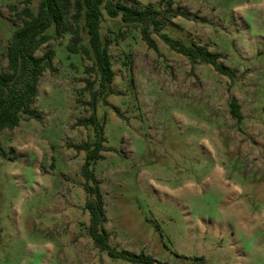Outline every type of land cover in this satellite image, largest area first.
Masks as SVG:
<instances>
[{"label":"rangeland","instance_id":"obj_1","mask_svg":"<svg viewBox=\"0 0 264 264\" xmlns=\"http://www.w3.org/2000/svg\"><path fill=\"white\" fill-rule=\"evenodd\" d=\"M20 2L0 0V71ZM135 2L185 13L161 33L218 54L234 78L192 66L155 34L157 51L149 49L138 26L104 10L99 34L114 73L106 89L92 57L69 53L71 35L44 44L35 56L52 50L55 71L37 85L41 120L0 133V264H133L96 249L87 232L86 154L67 144L93 141L91 127L76 126L91 115L92 94L106 138L92 168L115 251L152 264H264V0Z\"/></svg>","mask_w":264,"mask_h":264},{"label":"trees","instance_id":"obj_2","mask_svg":"<svg viewBox=\"0 0 264 264\" xmlns=\"http://www.w3.org/2000/svg\"><path fill=\"white\" fill-rule=\"evenodd\" d=\"M33 1L21 0L20 2L23 6L21 12L17 14L20 26L15 27L6 47V69L0 71V133L14 130L23 118L41 120L32 106L35 103L39 79L44 72L55 71L54 52L49 50L38 57L35 54L51 39L71 35L67 46L69 53L93 58L92 71L98 74L102 89H106L112 83L114 73L108 53L109 41H102L99 34L102 10L110 18L120 16L124 26H138L142 41L151 50L157 51L156 43L151 38V35L155 34L169 50L186 58L192 66L203 63L210 65L217 74L231 80L235 76L234 71L217 63L220 59L218 54L209 53L204 47L194 44L187 46L183 41L171 39L161 33L163 21H168V18L187 19L188 16L183 12L168 10L170 15L166 16L152 5L142 9L136 7L135 0H125L126 3H133L131 6L114 4L109 0H38L36 12H33L30 8ZM159 17H162V20H159ZM14 24H16L15 21ZM52 25L55 27V34H46L45 32ZM83 34H86L88 46L82 43ZM92 96V101L88 103L91 115L78 120L76 126L91 127L93 141L78 145L67 144L69 149L86 154L80 175L85 182L84 192L87 195L84 210L89 217L88 236L94 247L105 252L110 258L123 259L133 264H152L153 260L143 253L136 255L117 252L109 244L108 234L103 227L107 222L103 198L92 168L96 162L103 159L102 153L105 152L103 146L106 143L105 121L99 123L95 113L97 102L95 95L92 94ZM228 111L233 120L238 122L242 120L240 106L234 99L230 100Z\"/></svg>","mask_w":264,"mask_h":264},{"label":"flooded vegetation","instance_id":"obj_3","mask_svg":"<svg viewBox=\"0 0 264 264\" xmlns=\"http://www.w3.org/2000/svg\"><path fill=\"white\" fill-rule=\"evenodd\" d=\"M91 240V239H90Z\"/></svg>","mask_w":264,"mask_h":264}]
</instances>
